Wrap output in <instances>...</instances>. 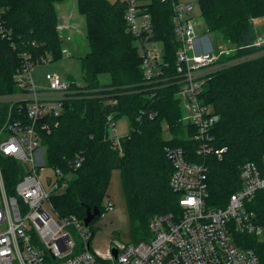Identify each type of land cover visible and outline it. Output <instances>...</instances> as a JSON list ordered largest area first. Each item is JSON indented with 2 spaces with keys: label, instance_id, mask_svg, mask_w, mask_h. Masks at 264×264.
<instances>
[{
  "label": "trees",
  "instance_id": "trees-1",
  "mask_svg": "<svg viewBox=\"0 0 264 264\" xmlns=\"http://www.w3.org/2000/svg\"><path fill=\"white\" fill-rule=\"evenodd\" d=\"M54 1L58 0H0V20L12 32L11 39L0 35V96L16 91L13 76L21 64V51L30 50L34 57L50 54L53 62L63 58ZM141 1L152 16L153 39L165 45L164 61L170 67L164 78L172 79L180 47L174 35L172 6L162 0ZM78 2L88 27L89 51L80 60L88 82L84 89L90 92L66 101L59 127L51 134L42 133V139L47 147L48 168L67 173L70 162L81 151L85 162L66 193L53 198V202L82 220L86 218V207H97L101 214L106 210L101 201L118 157L109 141L107 117L115 114L120 120L127 116L131 133L123 140L122 181L132 239L138 243L149 239V223L154 216L178 210V198L169 186L173 167L164 147L171 144L193 152L195 145L184 138L193 135L194 130L182 121L176 79L171 83L160 77L153 85L145 84L140 43L126 30V0ZM198 3L209 32L219 31L225 45L236 49L234 54H226L234 61L212 75L201 95L203 103L211 105L220 117L212 130L214 149L225 151L220 157L215 151L206 157L193 155L194 161L205 162L208 167L209 205L224 207L240 188L241 167L247 162L261 164L264 156V44L256 49L245 48L254 38V21L264 18V0ZM101 73L111 75L109 84H100ZM111 99L116 100L114 105L108 104ZM88 103L92 106L90 120L86 117ZM0 109L1 119L5 109ZM163 122L173 136L170 142L164 138ZM1 166L7 190L14 193L25 169L9 158H2ZM251 208L264 226V191L257 193ZM247 239V247L264 264V238Z\"/></svg>",
  "mask_w": 264,
  "mask_h": 264
},
{
  "label": "built area",
  "instance_id": "built-area-1",
  "mask_svg": "<svg viewBox=\"0 0 264 264\" xmlns=\"http://www.w3.org/2000/svg\"><path fill=\"white\" fill-rule=\"evenodd\" d=\"M162 1L172 6L174 35L180 45L172 79L164 78L170 66L164 61L160 42L152 37V16L145 11L141 0H126L125 21L127 32L139 43L153 44L150 49L144 47L142 53L145 84L153 85L160 77L164 78L163 82L173 83L176 79V96L190 112L182 121L194 133L184 140L193 143L195 150L187 152L184 147L171 144L164 147L173 167L169 186L178 198V210L154 216L149 223L148 240L114 241L105 254L91 249L94 233L90 225L86 226L84 220L69 209L56 207L53 202L57 192L68 189L67 178L83 166L84 152L76 153L67 173L49 168L53 176L43 179L39 175L41 165L48 167L42 133L51 134L59 127L58 119L66 101L90 91L84 89V84L67 79L57 71L47 74V88L38 87L33 72L36 67L52 63V56L34 57L30 50H24L19 53L21 64L13 76L16 91L0 96V107L5 109L0 119V264H261L257 253L247 247V238H264V226L251 208L257 193L264 191V156L261 164L247 162L241 167L240 188L231 194L224 207L209 205L208 167L205 162L193 160V155L214 154L212 130L220 117L211 105L203 103L201 95L212 75L230 63L218 66L222 62L216 52L218 47L210 34H200L201 28L209 30L204 19L195 15L193 4ZM11 34L0 20L1 37L11 39ZM260 43L264 44V37ZM11 45L17 49L14 43ZM61 52L63 58L73 57L63 42ZM220 53L228 54L223 50ZM115 103V99L108 101V104ZM107 129L113 149L118 151V156L124 155L123 140L130 137V126L127 135H119L118 120L115 114H110ZM167 129L166 125L164 131ZM172 139V135L165 138L168 142ZM224 151L215 153L220 157ZM2 158L13 159L25 169L14 193L5 185ZM112 208L108 203L107 210ZM72 227L80 233L82 245L72 237ZM113 249L117 250L116 258Z\"/></svg>",
  "mask_w": 264,
  "mask_h": 264
},
{
  "label": "rangeland",
  "instance_id": "rangeland-1",
  "mask_svg": "<svg viewBox=\"0 0 264 264\" xmlns=\"http://www.w3.org/2000/svg\"><path fill=\"white\" fill-rule=\"evenodd\" d=\"M114 1V0H111ZM182 4H193L195 6V15L200 18V6L198 0H180ZM53 7L57 11L58 15V30L61 35V42L67 45L73 54L71 58H61L57 62H52L50 64H45L36 67L33 72V78L38 87L47 88L49 86L47 80V74L51 72H59L63 76H70L73 81H77L81 84H88L86 80V73L82 68L80 58L86 57L89 51V37H88V27L85 16L79 10L78 0H58L54 1ZM203 19V18H202ZM200 21V20H198ZM254 33L252 42H247L248 45L245 46L246 49H256L262 46L259 42L261 38L264 37V18H259L254 21ZM206 27V26H205ZM200 34L206 35L210 34L211 40H214L217 48V55L219 59L223 58L222 62H219L218 66L230 63L234 61V58H229L226 54H221L223 50L225 53L234 54L235 47L226 46L222 34L218 32H207L205 28L200 29ZM164 43L161 41L159 44L160 49L164 48ZM150 49L153 44L146 42L144 45L139 44V50L141 53L145 52V48ZM158 47V45H157ZM220 53V55H219ZM98 80L101 85L109 84L112 77L108 73H101L98 76ZM88 108L89 105H88ZM181 110L183 117L187 118L190 115L185 104H181ZM167 123L163 122V128H166ZM129 131V120L127 116L122 117L118 121V133L121 136H125ZM164 138H170L169 130L164 131ZM123 157H117L116 168L110 173V181L107 192L101 201V206L106 208V210L90 224L89 229L94 232L91 239V249L94 251H99L105 254L110 249L112 242L119 241L122 243H130L134 240L132 239L131 230V220L129 216V209L127 205V199L124 194L123 181H122V162ZM39 175L46 179L48 176H53L51 169L46 167V165H41L39 168ZM75 175L71 176L70 179L67 178L68 183L75 179ZM67 190L57 192L54 195L59 197L60 195L66 193ZM108 203L113 205L112 209L107 210ZM50 209L51 214L56 217V213L51 209V207L46 204ZM64 208V207H63ZM94 230V231H93ZM70 232L75 242L78 245H82V238L80 233L74 227L70 228ZM36 240L38 239L35 238ZM80 251L77 250L76 254Z\"/></svg>",
  "mask_w": 264,
  "mask_h": 264
},
{
  "label": "water",
  "instance_id": "water-1",
  "mask_svg": "<svg viewBox=\"0 0 264 264\" xmlns=\"http://www.w3.org/2000/svg\"><path fill=\"white\" fill-rule=\"evenodd\" d=\"M100 214H101L100 210L97 207L93 209H91L90 207H86V218L84 219L85 225L89 226L96 217L100 216ZM113 254L114 257L116 258L117 257L116 249H113Z\"/></svg>",
  "mask_w": 264,
  "mask_h": 264
},
{
  "label": "crops",
  "instance_id": "crops-1",
  "mask_svg": "<svg viewBox=\"0 0 264 264\" xmlns=\"http://www.w3.org/2000/svg\"><path fill=\"white\" fill-rule=\"evenodd\" d=\"M88 105L90 108H88ZM88 105L86 106V116H87V119L90 120L92 117V106H91V104H88Z\"/></svg>",
  "mask_w": 264,
  "mask_h": 264
},
{
  "label": "bare ground",
  "instance_id": "bare-ground-1",
  "mask_svg": "<svg viewBox=\"0 0 264 264\" xmlns=\"http://www.w3.org/2000/svg\"><path fill=\"white\" fill-rule=\"evenodd\" d=\"M94 231V230H93Z\"/></svg>",
  "mask_w": 264,
  "mask_h": 264
}]
</instances>
